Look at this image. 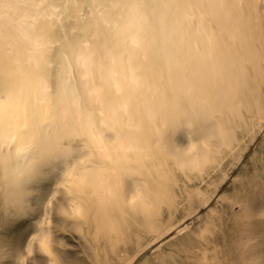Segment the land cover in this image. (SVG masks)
Returning <instances> with one entry per match:
<instances>
[{
	"label": "bare ground",
	"instance_id": "bare-ground-1",
	"mask_svg": "<svg viewBox=\"0 0 264 264\" xmlns=\"http://www.w3.org/2000/svg\"><path fill=\"white\" fill-rule=\"evenodd\" d=\"M258 147L264 0H0V264H264Z\"/></svg>",
	"mask_w": 264,
	"mask_h": 264
},
{
	"label": "rangeland",
	"instance_id": "rangeland-1",
	"mask_svg": "<svg viewBox=\"0 0 264 264\" xmlns=\"http://www.w3.org/2000/svg\"><path fill=\"white\" fill-rule=\"evenodd\" d=\"M255 159L259 160V173L261 174L264 171V154H263V149L262 148H256V153H255ZM247 163V162H246ZM250 163V162H248ZM247 163V164H248ZM243 168V167H242ZM241 168V169H242ZM252 166H248L249 172L251 171ZM194 184H198L199 186L200 181L199 180H195L193 183H189V186H192ZM231 185H227L225 186V189L227 190V194H231L232 193V189L230 188ZM210 209L214 210L217 214H219L221 217H227L228 214L230 213V208L227 202H223L220 200H216L213 201L210 206ZM57 236H62V243L65 244V248L66 250L69 251H73L75 249V246L78 244V241L76 240V235L73 234V236L69 233H58L56 234ZM74 237V238H73ZM72 246H74V248H72Z\"/></svg>",
	"mask_w": 264,
	"mask_h": 264
},
{
	"label": "clouds",
	"instance_id": "clouds-1",
	"mask_svg": "<svg viewBox=\"0 0 264 264\" xmlns=\"http://www.w3.org/2000/svg\"><path fill=\"white\" fill-rule=\"evenodd\" d=\"M193 144L194 143L190 142L189 146L185 150H182V151L178 150L181 153V156L177 157L179 166L185 167L189 163L187 158L188 157H194V153L193 152H189V148H191ZM238 222L241 223V224H245L244 221H243V218H239ZM243 246H244V244L242 243L241 247L243 248ZM249 264H256V261L255 260L250 261Z\"/></svg>",
	"mask_w": 264,
	"mask_h": 264
}]
</instances>
